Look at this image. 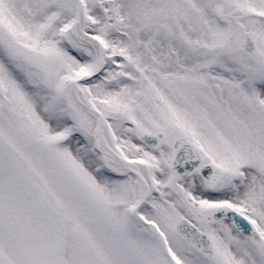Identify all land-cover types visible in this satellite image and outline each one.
I'll list each match as a JSON object with an SVG mask.
<instances>
[{
    "label": "snow or ice",
    "instance_id": "1",
    "mask_svg": "<svg viewBox=\"0 0 264 264\" xmlns=\"http://www.w3.org/2000/svg\"><path fill=\"white\" fill-rule=\"evenodd\" d=\"M0 264H264V0H0Z\"/></svg>",
    "mask_w": 264,
    "mask_h": 264
}]
</instances>
